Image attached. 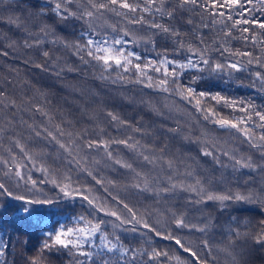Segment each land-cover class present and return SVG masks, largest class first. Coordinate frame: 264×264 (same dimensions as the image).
Here are the masks:
<instances>
[{
	"label": "snow or ice",
	"instance_id": "snow-or-ice-1",
	"mask_svg": "<svg viewBox=\"0 0 264 264\" xmlns=\"http://www.w3.org/2000/svg\"><path fill=\"white\" fill-rule=\"evenodd\" d=\"M47 2L48 9L24 16L15 15L12 5L18 6L17 0H0V20L24 33L22 43L0 37L8 40L0 47V57H9V50L58 46L98 71L99 80L141 85L162 96L140 103L174 126L162 123L158 131L146 129L109 110L103 120L93 113L81 127L46 92L37 88L28 95L30 81L16 83L5 76L0 87V230L8 201L19 203L12 212L22 223L41 215L40 207L82 201V211L68 224L57 222L23 264H264V218L243 225L234 218L223 234L226 243H213L212 218L192 223L186 211L169 203L187 194L185 208L247 203L264 211V106L192 86L204 74L232 78L248 72L252 86L264 90V0ZM49 11L62 22L81 24L75 40L56 36L47 23H30ZM159 35L171 42L172 50L165 48L158 59L140 63L139 54L123 47L155 46ZM39 55L43 63L31 56L24 63L57 78L80 70L66 60L61 64L63 57L50 50ZM190 70L198 74L182 83ZM8 71L19 76L16 69ZM10 88L21 91L14 95ZM221 108L231 111L225 115ZM215 129L227 133L229 140L221 143ZM176 138L197 145L199 156L210 158L216 169L233 174L247 169L248 178L241 185L238 179L229 181L225 172L219 177L202 174L197 157L170 152L169 142ZM180 233L200 235L186 239ZM154 238L173 242V249L154 246ZM11 240L0 238V264H16L7 259ZM13 243H19V236ZM179 250L187 257L177 254Z\"/></svg>",
	"mask_w": 264,
	"mask_h": 264
},
{
	"label": "trees",
	"instance_id": "trees-1",
	"mask_svg": "<svg viewBox=\"0 0 264 264\" xmlns=\"http://www.w3.org/2000/svg\"><path fill=\"white\" fill-rule=\"evenodd\" d=\"M17 5H12L15 8V15L27 16L29 13L39 12L42 8L48 9L49 4L47 0H17ZM7 17L8 12L2 13ZM47 23L54 29L56 36L66 38L68 40H75L82 28L81 24L74 20L62 22L58 17L49 11V14L44 17L33 18L30 23ZM139 35H144L143 31L138 32ZM6 36L9 40H17L21 43L24 40V33L9 25L4 20H0V37ZM8 40L0 38V47H3ZM240 47L239 44L235 45ZM123 47L127 51H133L139 54L142 59L138 61L144 63L147 59H158V53L163 52L167 48L170 52L172 45L170 41L159 35L156 38V44L145 46L143 44L127 43ZM42 50H50L53 55H60L63 57L61 64L64 60L71 67L79 66L78 72L65 71L60 78L48 72H43L36 69L32 65H26L24 60L29 56L35 62L43 63V57L39 55ZM9 57H0V87L3 86L5 76H11L16 83L27 80L31 82V87H26L28 95H32L37 88L46 92L48 98L53 101L57 107L63 108L75 120L80 121V126L83 127L88 122V117L93 113L99 114L101 119H104L106 111H113L119 114L125 120H129L133 125L140 122V126L146 129L159 130L161 124L174 126L173 121L163 120L161 117L153 115L148 109L140 103L142 99L152 98L153 100H162V96L152 92L151 89L143 88L141 85H133L128 83H112L111 80L102 81L95 78L99 73L91 67H85L80 64L79 60L67 54L63 50H58V46L46 44L42 49L27 50L20 49L18 52H11ZM187 55V53H185ZM180 59L181 57H174ZM9 68L16 69L19 76L14 72L10 73ZM257 69L253 68V71ZM195 71H188L181 77V82L188 84L193 75H197ZM115 76V73L112 74ZM154 75V74H153ZM253 77L248 72L236 73L232 78L227 76H213L208 77L204 74L202 80H198L192 86L197 91H207L210 93L219 92L232 98L244 99L251 101L256 105L264 106V90L260 89L257 85L252 86ZM14 95L20 92V89H9ZM214 103V102H213ZM189 108L191 106H188ZM223 114H228L231 110L221 108ZM211 128V126H209ZM115 134V133H113ZM213 134L219 139L221 143L229 140L227 133L215 129ZM138 135V134H137ZM151 142V139L149 140ZM165 139L163 135L160 136L159 143L163 144ZM122 147V146H121ZM170 152L186 158L187 156L197 157L201 162L200 166L204 169L202 174H211L214 177H219L223 169H216L210 158L199 156V147L195 144H189L179 138L173 139L169 142ZM245 151L248 149L245 146ZM107 174V173H106ZM229 181L239 180L241 185L243 181L248 178V170H241V173H231V169L225 172ZM254 175V174H253ZM34 178L41 179L38 173H34ZM123 180V176L117 177ZM46 190H50L51 186H45ZM235 190V183L232 184ZM241 187V191H243ZM50 194H53L50 192ZM187 194L181 195L178 199L170 201L178 206L179 211H186L189 221L197 223L202 217L212 218V223L215 225L214 229L210 232L213 243H226L224 240V233L232 226L233 219L239 221L242 225L251 221L258 222L264 218V211L257 205H249L247 203H229L226 207L221 209L220 205L216 202H208L207 204L197 206L191 205L185 208ZM136 199H139L137 197ZM82 201L79 199L74 201L61 202L59 205L43 206L39 208L42 213L39 216H33L30 223H22L17 216L13 215L12 208H18L20 205L15 201H8V211L3 216V229L0 230V238L8 240L11 236L12 240L9 242L7 259L12 261L15 259L16 264H23L24 259L28 256L36 254L40 242L46 238L45 233L54 231L59 223L68 224L71 217L80 211ZM197 208L200 210L198 211ZM186 233V230H185ZM185 233L186 239H196L200 234L188 236ZM123 235V234H122ZM19 236V243H13ZM202 238V237H201ZM28 240L25 245L24 241ZM131 241V236L128 237ZM153 245L160 248L173 249V242L165 241L160 238L153 239ZM132 246L135 247L136 243L133 242ZM182 257H187V253L179 250L178 253ZM223 262V257L221 256ZM60 264H63L61 261Z\"/></svg>",
	"mask_w": 264,
	"mask_h": 264
}]
</instances>
